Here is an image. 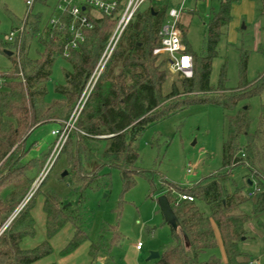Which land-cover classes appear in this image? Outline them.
I'll list each match as a JSON object with an SVG mask.
<instances>
[{
    "label": "trees",
    "instance_id": "trees-1",
    "mask_svg": "<svg viewBox=\"0 0 264 264\" xmlns=\"http://www.w3.org/2000/svg\"><path fill=\"white\" fill-rule=\"evenodd\" d=\"M116 1L118 6L111 15L86 8L94 27L86 31V41L70 56L64 53L68 30L48 24L41 28L42 14H33L32 10L26 15L25 31L21 36L13 42L0 38V54L7 55L12 62L8 71H0L3 87L0 91V264H34L50 255L53 251L50 239L68 223H74L75 234L64 254L75 250L88 238L61 196L54 191L48 192L43 201L47 239L37 246L22 247L24 238L35 233L34 197L14 214L36 179L37 175L32 176L34 171L38 170L39 174L48 157L45 154L43 160H25L26 139L45 122L69 118L127 3V0ZM234 1L220 0L218 11L210 16L202 53L195 52L186 41L188 26L180 20L182 42L193 57V76L177 73L180 77L172 80L167 55L154 53L161 46L159 32L172 6L158 4L156 0L142 5L123 33L76 121V131L63 149L68 173H72L80 185V192L93 187L100 176L105 175L102 170L107 166L119 168L127 191L135 186L139 174L151 177L139 166L140 152L135 146L138 137L151 124L169 117L188 103L206 101V95L213 91L221 92V96L215 98L217 103L236 110L229 118L223 164L218 171L188 188L163 178V193L179 225L173 228L174 243L160 253L153 264H220L216 257L208 261L200 259L203 252L217 245L214 224L220 233L226 263L254 264L241 244L251 238L248 223L253 215L264 213V108L252 129L249 105H239L264 92V73L252 82L247 80L245 59L237 88L227 91L211 85L213 60L224 29L233 19ZM40 2L46 4L47 0ZM33 38L42 46L38 57L30 55ZM59 58L67 60L71 70L66 71V83L55 86L60 96L48 101L47 82ZM94 140L105 141L104 150L96 148ZM241 165L249 169L246 184L256 182L252 194L244 191L246 184L235 189L225 185ZM176 190L194 200L177 201ZM198 200L209 206V215L199 208ZM246 203L251 204L250 213L243 209ZM257 222L264 228V220L259 218ZM115 235L120 238L118 231ZM101 248L100 242L91 244L93 258Z\"/></svg>",
    "mask_w": 264,
    "mask_h": 264
},
{
    "label": "rangeland",
    "instance_id": "rangeland-1",
    "mask_svg": "<svg viewBox=\"0 0 264 264\" xmlns=\"http://www.w3.org/2000/svg\"><path fill=\"white\" fill-rule=\"evenodd\" d=\"M156 1L158 4L179 7L182 0ZM256 1L254 21L244 22L234 30H231L230 25L224 29L211 73V85L216 89L224 87L231 91L240 85L245 59L247 80L252 82L264 73V0ZM57 2L58 0H47L44 4L40 0L35 1L31 12L42 14L41 28L50 19L59 16ZM219 4L220 0L185 1L181 21L188 26L186 41L197 53H202L205 49L206 25L210 15L218 11ZM146 5L147 3L144 4ZM29 10L24 0H0V38L4 39L12 30L22 27ZM258 20L262 22L259 28ZM244 26L248 27L244 29ZM41 51V44L33 38L30 41V55L38 57ZM11 66L10 58L0 54V71H8ZM70 70L71 65L64 58L55 61L53 73L47 82L48 101L60 96L55 91V86L66 83V71ZM169 77L172 80L180 76L169 68ZM2 88L0 81V91ZM220 94L219 91H213L206 95V101L184 105L169 117L151 124L138 137L135 146L140 152L139 166L150 173L151 179L139 174L135 186L127 191L124 190L120 170L116 167H105L102 170L105 175H101L93 187L85 188L83 192H80V185L72 173L62 176L68 171L67 155L63 149L76 131V121L88 100L87 95L81 101L82 104H79L80 97L67 120L49 121L35 128L26 139L28 152L25 160H43L45 154L48 157L40 173L37 170L32 175L33 178L37 175L29 189V200L34 197L35 233L24 238L22 247L33 248L47 239L43 201L51 191L61 196L69 213L76 219V224L86 232L88 238L75 250L64 254L75 234L74 223H68L50 239L52 253L34 264H92L91 244L97 242L101 243L102 248L98 256L93 258L96 260L93 264L98 261L102 264H153L155 259L148 260V257L152 252L162 253L173 244V228H177L165 220L160 208L159 198L164 194L163 178L188 188L218 171L223 164V146L228 135L229 118L236 110L217 103L215 98L221 96ZM246 104L250 107L249 115L253 119L254 129L264 108V92L242 101L239 106ZM68 121H75V126L61 151L52 157L51 153L58 138L52 134V130L60 128L61 124ZM93 144L99 150L106 147V142L102 140H94ZM42 171H46V176L42 182L36 184ZM248 173L246 166L237 167L231 178L225 181L226 187L235 189L236 186H244ZM245 186V192L255 190L254 184ZM177 194L176 190L174 195L177 197ZM197 204L203 212L210 214V208L204 201L198 200ZM243 209L250 213L251 204L246 203ZM259 218L264 220V213L253 215L248 223L251 238L243 241L241 247L250 253L254 263L264 264V228L258 225ZM214 228L217 245L203 252L200 259L208 261L216 257L220 264H225L226 254L220 233L215 224ZM116 231L120 238H116ZM116 239L118 240L115 241ZM113 241L115 244H112ZM138 245L141 249L137 248Z\"/></svg>",
    "mask_w": 264,
    "mask_h": 264
},
{
    "label": "built area",
    "instance_id": "built-area-1",
    "mask_svg": "<svg viewBox=\"0 0 264 264\" xmlns=\"http://www.w3.org/2000/svg\"><path fill=\"white\" fill-rule=\"evenodd\" d=\"M28 8L31 10L35 0H24ZM150 0H127L126 6L123 9L116 27L111 34L108 43L95 67V70L91 74L86 89L79 101L82 104L84 97L89 94L95 87L100 75L104 71L106 65L115 52L120 39L125 32L130 21L134 17L137 10ZM186 0L180 2L179 7H171L169 9V16L163 23L160 29L161 46L154 50L155 54L164 53L168 57V65L171 71L181 73L184 77L193 76V57L190 53L186 52V46L182 42V31L179 26L182 14L185 10L184 4ZM118 3L116 0H58L56 4V10L59 11L57 18L50 19L48 25L50 27L58 26L60 29H67L68 35L66 37V43L64 46V53L66 56H70L73 50L79 49L80 46L86 41V31L94 27V22L86 13V8L96 9L107 15H111L117 8ZM29 10V11H30ZM28 11V12H29ZM25 31V22L22 27L12 30L9 34L5 35V40L13 42L17 36H21ZM187 58V65L184 64V59ZM85 99V100H86ZM82 101V102H81ZM78 104V105H79ZM79 107V106H78ZM78 109V108H77ZM76 121V120H75ZM71 121L62 122L60 128L52 130V134L57 135V141L52 150L51 156H56L62 149L63 145L67 141L72 128L75 126ZM46 176V171H42L38 177L36 184L42 182ZM256 186V182L252 181L251 185ZM252 194V191L250 192ZM27 196L18 210H21L31 198V193ZM194 200V197L179 193L178 200ZM16 214H14L15 216ZM138 249L141 247L138 245ZM228 264V263H225ZM257 264V263H254Z\"/></svg>",
    "mask_w": 264,
    "mask_h": 264
},
{
    "label": "crops",
    "instance_id": "crops-1",
    "mask_svg": "<svg viewBox=\"0 0 264 264\" xmlns=\"http://www.w3.org/2000/svg\"><path fill=\"white\" fill-rule=\"evenodd\" d=\"M256 10H257L256 0H235L232 5L233 19L230 22L231 24H229L231 26V30L236 29L239 25H241L244 22L250 23L254 21L256 16ZM261 26H262V22L258 20V28ZM246 27L248 26H244L243 28L246 29ZM91 260H92V264L96 261L93 260V258Z\"/></svg>",
    "mask_w": 264,
    "mask_h": 264
},
{
    "label": "water",
    "instance_id": "water-1",
    "mask_svg": "<svg viewBox=\"0 0 264 264\" xmlns=\"http://www.w3.org/2000/svg\"><path fill=\"white\" fill-rule=\"evenodd\" d=\"M8 54L11 55L12 53L8 51ZM67 174H68V171H65L62 176H65ZM159 204L164 214L165 220L169 222L171 225H173L174 227H178L179 221L175 215V212L171 206V203L168 197L165 194L161 195V197L159 198ZM159 257H160L159 252H152L150 256L148 257V260L158 259ZM95 264H102V263L98 261Z\"/></svg>",
    "mask_w": 264,
    "mask_h": 264
},
{
    "label": "snow or ice",
    "instance_id": "snow-or-ice-1",
    "mask_svg": "<svg viewBox=\"0 0 264 264\" xmlns=\"http://www.w3.org/2000/svg\"><path fill=\"white\" fill-rule=\"evenodd\" d=\"M187 58L184 59V64L187 65Z\"/></svg>",
    "mask_w": 264,
    "mask_h": 264
}]
</instances>
